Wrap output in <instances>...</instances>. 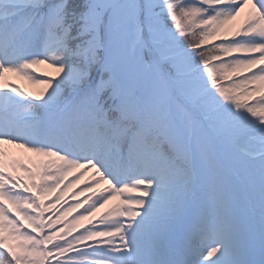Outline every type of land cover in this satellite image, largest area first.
Wrapping results in <instances>:
<instances>
[{
  "label": "snow or ice",
  "instance_id": "6c2138e0",
  "mask_svg": "<svg viewBox=\"0 0 264 264\" xmlns=\"http://www.w3.org/2000/svg\"><path fill=\"white\" fill-rule=\"evenodd\" d=\"M0 264H264V0H0Z\"/></svg>",
  "mask_w": 264,
  "mask_h": 264
},
{
  "label": "rangeland",
  "instance_id": "374dc122",
  "mask_svg": "<svg viewBox=\"0 0 264 264\" xmlns=\"http://www.w3.org/2000/svg\"><path fill=\"white\" fill-rule=\"evenodd\" d=\"M38 72H49L51 73L50 69H47L46 67H41L38 69ZM12 82L17 85L19 88L22 90L26 91H36V87L32 84H30L27 80L20 79L18 77H11ZM3 148L5 149L6 156H5V161L6 163H10L13 160H20L25 163H29V157H31V162L33 163H40L43 158L40 157H35L31 156V154H26L23 152L21 149L14 148L10 145H3ZM91 173H89L88 176H85L79 185L77 187H83L89 180ZM103 187V186H102ZM118 201H112V204H116ZM111 206V205H110ZM102 212L105 210H101ZM99 214H97V217H94L93 220L97 219Z\"/></svg>",
  "mask_w": 264,
  "mask_h": 264
}]
</instances>
